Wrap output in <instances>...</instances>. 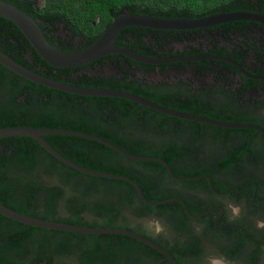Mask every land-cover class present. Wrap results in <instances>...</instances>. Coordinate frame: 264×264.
<instances>
[{"label": "trees", "instance_id": "trees-1", "mask_svg": "<svg viewBox=\"0 0 264 264\" xmlns=\"http://www.w3.org/2000/svg\"><path fill=\"white\" fill-rule=\"evenodd\" d=\"M2 1L32 16L49 42L68 53L89 48L114 18L125 12L162 19H199L231 12L264 14V0H46L40 9L29 0ZM60 30L66 38L58 36ZM192 32L127 28L117 44L140 55L154 56L171 43L182 41L183 36L188 41L196 38ZM0 50L30 70L57 81L85 88L123 90L156 104L161 102L146 80L137 77L142 70L139 64L124 58L123 65L118 61L115 74L104 77L93 75L94 64L81 69H55L39 57L13 23L1 18ZM212 118L225 121L222 117ZM184 124L202 126L121 99L54 91L0 65V129L28 127L84 132L106 139L131 155L161 158L176 175H182L185 173L176 167L180 148L163 142L177 140L178 128ZM45 139L81 167L133 179L148 201L169 198L148 193L140 178L142 169L150 165L166 173L159 164L135 163L101 144L81 138ZM200 139V133L194 129L186 140ZM0 204L37 219L127 230L154 210L171 212L170 205L147 207L125 182L86 176L66 167L29 138L0 140ZM139 228L136 224V229ZM148 252L155 254L147 246L123 236L43 230L0 216V264H146L144 255Z\"/></svg>", "mask_w": 264, "mask_h": 264}, {"label": "flooded vegetation", "instance_id": "flooded-vegetation-1", "mask_svg": "<svg viewBox=\"0 0 264 264\" xmlns=\"http://www.w3.org/2000/svg\"><path fill=\"white\" fill-rule=\"evenodd\" d=\"M29 1L38 9L46 2ZM192 34L196 38L188 41L183 36L154 56H141L212 59L155 66L129 59L142 69L137 77L160 96L157 104L213 121L255 125L264 131V25L234 22ZM187 36L192 37L191 33ZM123 59L110 56L91 68L94 72L110 68L115 74ZM192 123L202 126L180 125L178 139L163 142L180 148L176 167L185 174H174L189 180H175L153 165L142 169L140 176L148 193L176 200L161 205H170L171 212L154 210L137 221L143 227L131 225V231L164 249L178 264H264V132ZM194 129L202 139L186 140ZM189 171L194 173L186 174ZM183 203L199 218L190 217ZM154 252L144 255L146 264H172Z\"/></svg>", "mask_w": 264, "mask_h": 264}, {"label": "water", "instance_id": "water-1", "mask_svg": "<svg viewBox=\"0 0 264 264\" xmlns=\"http://www.w3.org/2000/svg\"><path fill=\"white\" fill-rule=\"evenodd\" d=\"M0 18L13 23L23 34V36L30 43L32 48L37 52L39 57L50 67L62 70L81 69L90 65L95 64L101 59L110 56H121L130 59L136 63L142 65H162L173 62H192L202 59L212 58H169V59H152L143 57L129 49L119 47L118 39L123 30L127 28H142L154 31H168V32H188L195 30H204L220 25L234 23V22H255L264 25V16L250 13V12H231L211 15L199 19H162L143 15H135L125 12L124 14L114 18L113 22L106 27L103 34L92 44L89 48L81 52H64L54 44L50 43L46 37L42 27L32 16L17 8L16 6L0 0ZM0 65L8 69L17 76L34 83L36 85L62 92L65 94L80 96V97H91V98H111L121 99L128 102L135 103L151 111L157 112L162 115H166L173 118L183 119L196 123L206 124L218 128L225 129H254L264 132L262 129L255 125H238V124H227L223 122L213 121L205 118L195 117L186 115L169 110L162 107L152 101H149L140 96L131 94L123 90L107 89V88H92V87H78L55 79L41 75L29 68L19 64L13 58L5 54L0 50ZM49 136H68L85 139L98 144H101L123 158L135 162V163H156L161 164L168 174L175 180L186 181L189 179H180L176 177L172 171L170 165L158 157H138L129 154L119 146L112 142L103 139L98 136L90 135L84 132H78L73 130H60V129H36L28 127H17V128H2L0 129V140L8 138H29L37 142L44 151H46L55 160L65 165L66 167L77 171L78 173L86 176L121 181L129 184L135 190L140 201L150 207L161 206L176 202V200H165L158 202L148 201L141 189V187L131 178L121 175L107 174L102 172H96L84 167L77 165L76 163L68 160L61 155L51 144L45 139ZM185 212L192 218L193 217L186 205L183 203ZM0 216L7 218L11 221L17 222L22 225H26L32 228L65 232L79 235L88 236H104V235H115L131 238L150 249L161 253L165 256L167 261L172 264H178L172 256L164 249L148 240L147 238L126 229L120 228H89L81 227L76 225L65 224L56 221H47L42 219L33 218L27 215L18 213L2 204H0Z\"/></svg>", "mask_w": 264, "mask_h": 264}, {"label": "rangeland", "instance_id": "rangeland-1", "mask_svg": "<svg viewBox=\"0 0 264 264\" xmlns=\"http://www.w3.org/2000/svg\"><path fill=\"white\" fill-rule=\"evenodd\" d=\"M58 36L61 37V38H66V34L63 33L61 30L58 32ZM114 74V71H112L110 68H104V69H101V70H98L97 72H93V75H97V76H111ZM156 80V78H154ZM137 224V222H136ZM136 224H134V226H136ZM140 224L142 227H143V224L142 222L138 223Z\"/></svg>", "mask_w": 264, "mask_h": 264}]
</instances>
